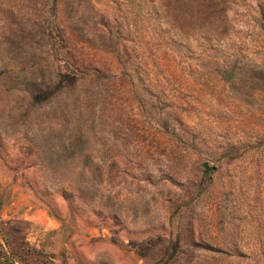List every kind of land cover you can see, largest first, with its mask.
Segmentation results:
<instances>
[{
	"label": "rangeland",
	"instance_id": "1",
	"mask_svg": "<svg viewBox=\"0 0 264 264\" xmlns=\"http://www.w3.org/2000/svg\"><path fill=\"white\" fill-rule=\"evenodd\" d=\"M0 264H264V0H0Z\"/></svg>",
	"mask_w": 264,
	"mask_h": 264
}]
</instances>
